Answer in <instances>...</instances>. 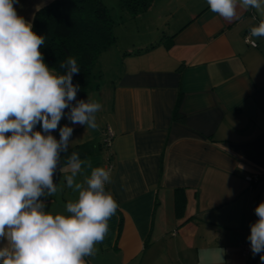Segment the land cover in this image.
<instances>
[{
  "label": "crops",
  "instance_id": "0c3cea01",
  "mask_svg": "<svg viewBox=\"0 0 264 264\" xmlns=\"http://www.w3.org/2000/svg\"><path fill=\"white\" fill-rule=\"evenodd\" d=\"M50 1L14 7L32 24ZM176 1L147 9L162 20L161 38L100 53L106 81L85 97L102 105L98 129L85 135V126L64 117L53 131L59 140V127L74 129L60 168L74 151L105 168L104 130L114 133L105 191L119 207L87 264H246L242 247L264 201V180L245 177L264 172V37H251L255 45L244 37L261 16L238 6L239 19L229 23L207 0ZM66 174H54L61 190L46 198L51 214L67 215L66 204L77 199Z\"/></svg>",
  "mask_w": 264,
  "mask_h": 264
},
{
  "label": "clouds",
  "instance_id": "9594fccd",
  "mask_svg": "<svg viewBox=\"0 0 264 264\" xmlns=\"http://www.w3.org/2000/svg\"><path fill=\"white\" fill-rule=\"evenodd\" d=\"M18 0H0V264H87L96 245L104 241L118 202L105 191L110 172L93 167L90 159L71 152L59 171L66 186L77 193L65 214H51L46 198L61 190L53 176L67 153L73 127H59V140L51 133L66 117L71 124L97 130L96 113L102 105L76 100L80 72L75 58L60 63V74L44 62L40 47L45 37L18 15ZM210 10L231 23L239 19L238 6L255 9L261 16L249 37H264V0H207ZM73 101L75 103L73 104ZM68 109L69 111H65ZM40 126L42 131L36 130ZM10 133V135H9ZM91 169L90 175L88 170ZM82 176L76 182L77 175ZM258 219L250 224L253 256L264 262V201L254 209Z\"/></svg>",
  "mask_w": 264,
  "mask_h": 264
},
{
  "label": "trees",
  "instance_id": "16d2710c",
  "mask_svg": "<svg viewBox=\"0 0 264 264\" xmlns=\"http://www.w3.org/2000/svg\"><path fill=\"white\" fill-rule=\"evenodd\" d=\"M153 3L154 0H119V7L135 17L147 11ZM114 24L111 9L102 0H51L35 12L32 28L37 35L45 37V43L40 47L45 64L64 74L65 69L60 67V63L71 56L80 67V72L72 78L74 85H80L76 100H85L94 69L95 76H101L99 55L116 42ZM178 105L179 98L173 112L177 118L181 117ZM51 134L56 138L54 132ZM101 149L105 161H112V143L107 145L105 142V130ZM62 164L61 157L57 171ZM257 257L250 252L246 264H257Z\"/></svg>",
  "mask_w": 264,
  "mask_h": 264
},
{
  "label": "rangeland",
  "instance_id": "374dc122",
  "mask_svg": "<svg viewBox=\"0 0 264 264\" xmlns=\"http://www.w3.org/2000/svg\"><path fill=\"white\" fill-rule=\"evenodd\" d=\"M102 1L111 9L112 17L115 20L113 31L117 39L110 49H119L122 54L124 53L125 46L131 45L132 42H149L150 40H156L162 37V27L160 24L162 20L157 19L158 12L155 8L151 11H144L141 16L132 17L119 7V0ZM169 1H171V7L175 8L177 1L166 0V3ZM95 75L96 69H94L93 77L87 87L88 93L91 90V85L97 86L99 82L103 85L106 81L105 74H103L102 80H99V77Z\"/></svg>",
  "mask_w": 264,
  "mask_h": 264
},
{
  "label": "built area",
  "instance_id": "2783aa9c",
  "mask_svg": "<svg viewBox=\"0 0 264 264\" xmlns=\"http://www.w3.org/2000/svg\"><path fill=\"white\" fill-rule=\"evenodd\" d=\"M246 37H249V33L245 34V37H244L245 40H246ZM246 41L251 43V44H253V45L256 44L255 41H253L251 39H248ZM113 137H114V133H113L112 129L108 126L105 129V142L107 143V145H110L112 143ZM112 166H113V163L110 160V161L106 162L105 169L110 172L111 169H112ZM245 177L250 183H256V182L264 180V172L248 173ZM242 248H243V252H244L245 255H248L251 252V248H250V243L249 242H245L243 244Z\"/></svg>",
  "mask_w": 264,
  "mask_h": 264
}]
</instances>
